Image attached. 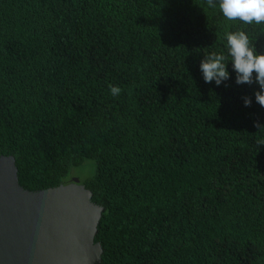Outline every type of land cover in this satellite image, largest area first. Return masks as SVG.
I'll return each mask as SVG.
<instances>
[{"label": "trees", "instance_id": "obj_1", "mask_svg": "<svg viewBox=\"0 0 264 264\" xmlns=\"http://www.w3.org/2000/svg\"><path fill=\"white\" fill-rule=\"evenodd\" d=\"M237 30L264 54L205 0H0V157L30 191L94 162L102 264H264L259 87L200 71Z\"/></svg>", "mask_w": 264, "mask_h": 264}, {"label": "water", "instance_id": "obj_2", "mask_svg": "<svg viewBox=\"0 0 264 264\" xmlns=\"http://www.w3.org/2000/svg\"><path fill=\"white\" fill-rule=\"evenodd\" d=\"M78 178L38 191L20 185L14 156L0 157V264H102L105 208Z\"/></svg>", "mask_w": 264, "mask_h": 264}, {"label": "clouds", "instance_id": "obj_3", "mask_svg": "<svg viewBox=\"0 0 264 264\" xmlns=\"http://www.w3.org/2000/svg\"><path fill=\"white\" fill-rule=\"evenodd\" d=\"M209 8H219L227 21H240L244 25H264V0H205ZM227 56L224 53H212L204 56L200 62V71L205 83L217 86L230 79L227 65L231 63L235 72L237 85L257 84L259 90L254 93L255 102L264 108V54L257 53L255 44L249 40L244 30L225 33ZM230 57V61H228ZM110 94L118 96L121 88L109 85ZM245 107L252 104L251 97H242ZM258 130L264 128V124L254 122ZM259 146L264 145V139L257 140Z\"/></svg>", "mask_w": 264, "mask_h": 264}, {"label": "rangeland", "instance_id": "obj_4", "mask_svg": "<svg viewBox=\"0 0 264 264\" xmlns=\"http://www.w3.org/2000/svg\"><path fill=\"white\" fill-rule=\"evenodd\" d=\"M96 172V166L94 162L88 161L82 167L76 168L72 171L71 180L78 178L81 182H85L89 178L93 177Z\"/></svg>", "mask_w": 264, "mask_h": 264}]
</instances>
